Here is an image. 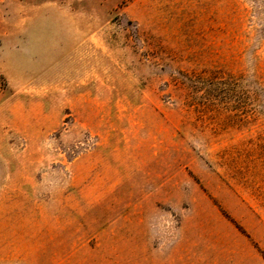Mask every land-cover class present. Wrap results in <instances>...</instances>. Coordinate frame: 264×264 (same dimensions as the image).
I'll list each match as a JSON object with an SVG mask.
<instances>
[{"label":"rangeland","instance_id":"374dc122","mask_svg":"<svg viewBox=\"0 0 264 264\" xmlns=\"http://www.w3.org/2000/svg\"><path fill=\"white\" fill-rule=\"evenodd\" d=\"M0 264H264V0H0Z\"/></svg>","mask_w":264,"mask_h":264}]
</instances>
